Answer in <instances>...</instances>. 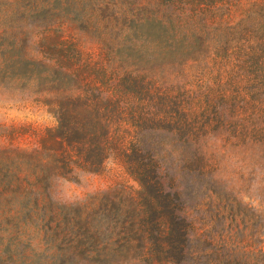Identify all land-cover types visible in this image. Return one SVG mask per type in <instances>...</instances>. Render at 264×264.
<instances>
[{"label": "trees", "instance_id": "obj_1", "mask_svg": "<svg viewBox=\"0 0 264 264\" xmlns=\"http://www.w3.org/2000/svg\"><path fill=\"white\" fill-rule=\"evenodd\" d=\"M52 1L62 9L52 18L95 37L100 59L51 21L39 36L36 7L19 0L0 6V87L44 96L57 120L37 147L0 151L3 191L21 210L45 200L50 264H264L263 209L211 177V193L196 203L207 199L209 210L194 215L177 177L174 187L165 185L163 159L173 153L164 149L166 135L183 140L182 160L191 151L199 164L193 188L201 187L207 163L194 125L200 111L185 92L159 84L166 69L206 60L213 48L230 58L237 51L235 73L255 83L234 80L214 111L263 165L264 0ZM111 157L138 188L118 183L84 201L54 198L55 179L101 174ZM23 170L34 177L28 188L19 183Z\"/></svg>", "mask_w": 264, "mask_h": 264}, {"label": "rangeland", "instance_id": "obj_2", "mask_svg": "<svg viewBox=\"0 0 264 264\" xmlns=\"http://www.w3.org/2000/svg\"><path fill=\"white\" fill-rule=\"evenodd\" d=\"M238 1L241 5L249 3V0ZM6 2L14 0H0V6ZM18 5L37 8L33 21L42 27L39 36L48 35V22L51 21L54 27L64 30L66 39L83 48L85 54H90L95 59L101 58V48L95 37L68 20L62 22L61 19L52 18L51 13L62 10L54 8L52 0H19ZM48 10L53 11L48 14ZM243 14V10L238 11L232 24L238 23ZM235 53L237 51L230 58L224 50L213 48L206 60L189 61L182 67H170L163 73L165 77L159 79V84L185 92L192 100L191 106L200 111L197 124L194 120L193 123L202 135L198 141L205 152L207 163L204 168L206 178L200 175L201 187L193 188L200 166L191 161L190 149V152L184 150L187 162L180 157L182 150L177 147L183 140L178 141V137L166 135L164 149H172L173 153L166 154L163 159L165 185L168 189L174 187L176 182L173 178L177 177L185 189L184 197L189 211L194 215L198 211L204 214L209 210L207 199L201 201L199 208L196 203L208 192L211 193V177L218 179L219 185L233 189L245 203L264 210V162L259 166L258 151L251 143L244 144L240 138L232 137L229 124L217 121L214 111V108L224 105L222 93L236 80L242 84L255 83L245 73H235L241 68L239 57ZM262 80L264 83V79ZM44 101V96L37 97L0 87V151L9 146L34 148L39 145V139L47 128L57 124L55 115ZM1 179L0 172V264H50L48 208L44 207L45 200L40 201L38 209L21 210L13 198L9 197L10 193L3 191ZM33 179L26 170L19 175L22 188H28L29 181ZM118 183L138 188L120 159L111 157L101 174L79 172L77 180L55 179L53 196L62 203L84 201Z\"/></svg>", "mask_w": 264, "mask_h": 264}]
</instances>
